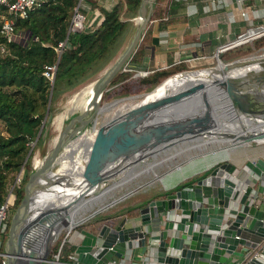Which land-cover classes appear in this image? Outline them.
Masks as SVG:
<instances>
[{
  "label": "water",
  "instance_id": "95a60500",
  "mask_svg": "<svg viewBox=\"0 0 264 264\" xmlns=\"http://www.w3.org/2000/svg\"><path fill=\"white\" fill-rule=\"evenodd\" d=\"M152 2L140 0L133 33L113 62L93 80L88 106L65 122L51 148L28 173L22 196L8 222L0 253L2 264H32L34 229L41 221L51 223V219L67 210V205L57 201L62 194L57 186L68 181L67 176L57 170L59 159L70 147L69 143L84 133L90 134L91 139L83 144L84 159L80 171L83 185L73 201L94 192L98 185L102 187L101 181L103 184L114 183L113 177L127 163H130L131 171L136 162L149 157L153 159L168 152L169 157H174L182 150H192L191 154L197 155L216 146L228 155L219 157L199 173L182 177L168 186L162 185L159 193L163 192V195L149 199L139 207L136 215H122L119 219L116 216L111 223L102 222L97 232L90 234L88 242L75 243L74 264H229L230 255L241 256L243 249L240 248H253L264 236V210L254 203L249 184V177L264 179V158H249L240 166L229 158L234 148L264 141V125L259 123L260 119L264 120V74L259 72L261 68L231 73L230 69L239 68L246 59L237 57L223 61L216 52L213 65L173 73L205 69L212 73L211 77L195 79L148 99L143 96L145 91L132 105L95 123L102 93L136 50L147 26ZM259 63L264 66V58ZM52 80L53 77L51 83ZM210 84L211 91L207 89ZM221 98L226 99L234 111L231 118L228 114L221 117L233 121L234 117L237 120L243 116L250 123L259 124L241 126V132L225 129V122L218 123L216 118L219 116L214 112L220 108ZM88 110H91L89 114ZM51 116L47 105L32 143ZM87 124L91 128L83 130ZM209 137H216L218 142L200 148L201 140ZM30 150L31 147L23 162ZM41 191H46V198L39 205L37 200ZM97 194L94 196H100V191ZM52 196L56 201L50 200ZM79 221L81 219L74 225ZM50 240L45 253L34 264L47 261ZM136 249H140L137 261H126L127 252ZM260 254L264 257V250ZM250 262L264 264L255 257L250 258ZM67 263L71 264V261Z\"/></svg>",
  "mask_w": 264,
  "mask_h": 264
},
{
  "label": "trees",
  "instance_id": "16d2710c",
  "mask_svg": "<svg viewBox=\"0 0 264 264\" xmlns=\"http://www.w3.org/2000/svg\"><path fill=\"white\" fill-rule=\"evenodd\" d=\"M76 1L38 0L37 4L28 9L25 16L8 13L6 7L0 5V25L2 16L9 17L13 20L14 30L12 40H7L0 32V46L4 48L2 51L0 49V198L2 200L8 193L9 177L20 168L29 150L30 142L37 135L47 105L50 111L52 102L60 90L74 86L104 65L128 24L127 21L120 20V12L125 6L128 13L135 14L140 2V0H114L110 5H106L101 0H87L92 7L101 12L102 20L93 28L68 31L69 19ZM157 7L158 5L155 4V8ZM149 31L148 24L128 65L117 76V84L106 91L107 97L112 94L150 89L174 71L185 69V61L181 60L163 68L152 69L153 71L144 75L127 77L128 74L136 71L132 63H137L141 58ZM64 39L65 44L58 51L56 46ZM256 41L259 44L264 43V36L257 38ZM55 63L51 83V78L44 75L43 71L45 65ZM43 133L44 124L34 145L38 143ZM31 151L23 163L19 181L10 191L15 194L12 203H8L11 209L22 196L23 183L30 170L27 161ZM154 197L156 195L152 198ZM148 200L121 207L111 213L94 215L92 220L84 222L78 229L85 228L94 234L102 222L111 223L121 213L128 216L137 214L139 207ZM3 242L4 238L1 241L0 252L3 250ZM74 247L75 244L67 239L59 248L53 247L49 264H68L67 262L72 261L71 254ZM0 264H2L1 255Z\"/></svg>",
  "mask_w": 264,
  "mask_h": 264
},
{
  "label": "rangeland",
  "instance_id": "374dc122",
  "mask_svg": "<svg viewBox=\"0 0 264 264\" xmlns=\"http://www.w3.org/2000/svg\"><path fill=\"white\" fill-rule=\"evenodd\" d=\"M250 1L251 0H245V3L248 4L245 7H246V10L248 12L249 19L251 20L253 14H252V7L250 5ZM262 5H263V1L261 3H259L258 5H256V6L260 7ZM239 7H240V5H239ZM99 16H100V13L97 10L92 9V8L85 12V20H88L90 18L91 19L97 18ZM119 18L122 21H127L128 24H127V27L124 30V34L120 38L119 43L115 45L114 50L109 55V57L106 59L104 65L99 70H97L95 73H93L91 76L83 78L79 83L75 84L74 86H72V87H70L68 89L60 90L58 95L56 96V98L52 102V108L50 110L51 113H52V116H51V118L49 120L46 119L45 122H44V133L42 134L41 139L38 141V143L36 145H34V143H32V142H30V144H29L30 145L29 148L30 147H31V149L33 148L32 151L30 150L31 154H30V156L28 158V161H27L28 165H29V169H30L29 172L35 166L36 161L37 160L39 161L40 159H42L43 155L51 148V146H52L51 144L53 143V139L56 137V135H57V133L59 131V129L55 127V122H54L55 115L58 114L59 112L66 111L67 106H69V103L67 101L71 98V96L74 93L80 91L85 86H87L90 82H93V80L97 76H99L103 72V70L105 68H107L113 62V60L118 56V54L122 51V49L127 44L128 40L130 39V37H131V35L133 33V30H134V28L136 26V22H137L136 19H135L136 18V13L135 14L128 13L127 9L124 6L122 11L120 12ZM93 21H94V19H93ZM257 24H263L264 25V16L259 18L258 21H256V19L251 20L249 26H253V25H257ZM261 36H264V31L259 32V34H255L253 36H250L247 39H241L240 42H238V43H236L234 45L232 44L231 47L228 46L225 49H222V51L219 54V60L221 59L223 61H228V60H231V59H234V58H237V57H245L248 54H253V53L262 51L264 49V43H260L259 44L256 41V39L261 37ZM236 37H237V35L231 36V38H229V40H233ZM203 51L205 52L204 49H203ZM185 57L176 56L174 61L176 62L177 60L183 59ZM216 57L217 56H216L215 52H212L211 55H207V54L205 55V53H204L203 55L192 57L191 61H190V64H188L187 61L184 62L185 63V69H193V68H200V67L213 65L216 62ZM127 65H128V63L126 64V66ZM139 70H143V69H139ZM178 71H180V69ZM178 71L176 70L173 73L178 72ZM120 72H117L114 75V77L111 79V81L106 85L107 90H109L111 87H113V86H115L117 84L116 80L118 79L117 76L119 75ZM171 74H169V75H171ZM132 76H135V74H133V73L128 74L127 77H132ZM150 89H147V90L140 89L138 92H131V93H127L126 92V93H120V94H112L109 97H107V95H105V92L107 90H104L103 93H102L101 99L99 100V105H100L99 109L110 107V106H112L114 104H115L114 105L115 107L113 106V108L111 110L109 109L110 111L107 110V111H103L101 113H97L96 114L97 115V117H96L97 121L95 123L98 124V123L104 121L109 116H111V114L116 109H119L122 105H126V104H129V103L136 102L137 100H139L141 98L143 92L148 91ZM127 96H131V97H127ZM81 111H82L81 109L76 108V109H74L71 112H66V115L63 118V126H64L65 122L71 116H73L75 114H78ZM90 111L91 110H88L87 114H89ZM217 111H220V110L218 109ZM104 112H105V114H104ZM107 114L109 116H107ZM90 128H91L90 124H87L83 130H89ZM263 145H264V141L263 142H254L253 141V142H250L249 144H247L245 146H240V147L234 148L230 152V155L235 154L234 157H236L237 155L238 156L239 155L240 156L244 155L246 158H248V156H253V155L256 154V152H254L253 150H255L259 146H263ZM220 147L222 148V146H220ZM242 149L249 150V151L244 152V153H242V152L240 153L239 151H241ZM189 152L191 153L193 151L191 150ZM189 152L186 151V150H182L175 157H172V159H169L166 162L165 161H159L157 164H155L153 166V170H148V171H144V172L140 171L137 174H135L131 179L125 181L124 183H121L118 186L110 187L112 184L109 183V182H106L105 185H102L103 189H104L105 186H109L110 188H108L107 191L104 192L100 196V199H98V200L96 199L97 201L93 202V206L94 207H97V205H100V203H103L102 208L100 210H98L95 214H90L88 212L93 207L92 206L91 208H89L85 212V213H88L87 216L82 218L81 221H79L75 225L70 226L69 229H68V225L60 224L59 229L56 231V233L54 234L52 239L49 241L48 253H47V261H41V264H49V262H48L50 260L49 256L51 257L53 247L59 248V246L63 242L62 241L63 238H64V240L65 239H67V240L70 239V241H71L75 237L74 234L80 235L78 233V230H79L78 227L81 224H83L84 222H86L88 220H92L95 216L102 215L105 212H110L111 213V212H113V210L118 209L117 208L118 206L125 205V204L126 205H129V204L130 205H134V204L141 203V202H143L145 200H148V199L152 198L155 195L156 196L162 195L163 192L159 193V191L163 187L162 183L156 178V176L154 174L155 173L162 174L165 171H167L168 169H170L171 167H174L175 165L183 164L184 161L186 160L187 154ZM223 155H228V154H227L226 151H219V149L217 148L213 152H210L208 154H204V155L198 157L196 160H194L192 168L190 167L187 170H184L182 172H179V173L177 172V174H175L173 176V178L171 179V182L172 183L177 182L178 179L188 175L189 173H192V172L198 170L199 167L205 166V165L211 163V161H213L215 159H218L219 157H221ZM162 156L164 157V155H162ZM162 156L158 155L157 158L161 159L160 157H162ZM244 156H242V157H244ZM148 160H152V159L149 157L148 159H145L143 161L136 162L134 164L135 170L138 171L140 168H143ZM57 165L55 166V168L57 167ZM22 168H23V165H22ZM22 168H21V170H22ZM157 168H158V170H157ZM144 170H146V169H144ZM20 171L18 169L16 172L12 173V175L9 177L8 190H9V187L13 183L15 185V183H17L19 181L17 177H20L19 176L21 174ZM113 178H114V180L117 181L119 176H114ZM102 188L98 187L97 189L94 190L93 194H97ZM129 189H130V191H129ZM14 197H15L14 192L10 193L9 199H8V203L11 204L12 200L14 199ZM83 197L84 198H88L89 195H84ZM15 207L16 206L12 207V209L9 208V212H8V216L9 217L11 216V214H12V212H13ZM122 214H124V213H121L120 215L122 216ZM125 215H127V214H125ZM8 222H9V218H8ZM71 234H73V236ZM69 235H71V236H69ZM4 236H5V234L1 233L0 234V239L2 240L3 238H5ZM244 249H247V248L244 247ZM55 258H56V256H55ZM240 258H242V257L241 256L237 257V259H240Z\"/></svg>",
  "mask_w": 264,
  "mask_h": 264
},
{
  "label": "crops",
  "instance_id": "0c3cea01",
  "mask_svg": "<svg viewBox=\"0 0 264 264\" xmlns=\"http://www.w3.org/2000/svg\"><path fill=\"white\" fill-rule=\"evenodd\" d=\"M101 1L106 5H110L114 0ZM259 3H261L259 0L250 1L251 7ZM155 4L158 5V9L155 8ZM246 5L248 4L245 3V0H153L147 23L150 31L143 45L141 58L137 63H132V66L135 70H152L172 64L176 56L196 57L204 53L205 55H211L219 45L229 41L231 36L244 32L251 20L256 19L258 21L259 18L253 16L250 20L248 12L247 18L240 14L241 10L247 11ZM156 9L158 12H156ZM247 151L249 150L242 149L239 152L244 153ZM253 151L256 154L248 156V158L244 155H242L244 157L240 155L234 157L235 154L230 155L229 158L238 166L249 158L253 159L259 156L264 158V145ZM216 160L211 161V163ZM211 163L199 167L198 170L186 176L203 171ZM249 184L252 188L254 203L258 205L259 209L264 210V179L249 177ZM124 206L127 205H121L117 208L120 209ZM122 215H125V213ZM117 216L119 219L121 215ZM78 233L80 235L74 234L73 240L70 241L69 239L73 244L88 242L90 234H93L85 228L79 229ZM71 235L73 236V234ZM244 235L249 238L253 237L250 233H244ZM139 255L140 249L132 250L127 252L125 260L137 261ZM237 257L230 255L229 264L235 261Z\"/></svg>",
  "mask_w": 264,
  "mask_h": 264
},
{
  "label": "bare ground",
  "instance_id": "6f19581e",
  "mask_svg": "<svg viewBox=\"0 0 264 264\" xmlns=\"http://www.w3.org/2000/svg\"><path fill=\"white\" fill-rule=\"evenodd\" d=\"M258 30L259 29L250 30L249 33L246 34L245 36H247V35L253 36L255 34H258L257 33ZM242 37H244V36H242ZM216 52H217V56L219 58L220 51L217 50ZM263 58H264V49L260 52L248 54L244 57V59H246V61L244 62V64H242V66H240L239 68H232L229 71L231 73H236V72H238V70L241 72H245L247 70L258 71L261 68V70L259 72L262 71L261 73L264 74V66H262L259 63V61H261ZM259 59H261V60H259ZM210 74H212V73L209 72V70H205V69H199V70H195V71H184V72H180V73H176V74H171L168 77H166L165 79H163L161 82H159L152 91H147L143 96L147 99L152 98V97H155L157 95H160L161 93L165 92L166 90L178 88L181 85H183L187 82L193 81L195 79H200V78L207 79V78L211 77ZM207 84H209V83H207ZM207 89H209V91L213 90L212 85L210 84L209 87H207ZM91 92H92V82H90L87 86L82 88L80 91L74 93L71 96V98L67 101L69 103V106H67L66 111L59 112L58 114L55 115V118H54L55 127L58 128L59 130L63 127V118L66 115V112H71L76 108H79L83 111L89 104L88 100H89V97L91 95ZM127 97H131V96H127ZM220 103H221L220 108H218L220 111L215 110L214 112H215V114H217L219 116L216 118L218 123H220L222 121L225 122L223 125L225 129H227V130H238L239 132H241V131H243V128H241V126L242 127L253 126V125L259 124V123H263L262 125H264V120H262V119H260L259 123L255 122V121L250 123L249 120L244 119L243 116H239V118L237 120L235 119V117H234L233 121L229 120V119L227 120L221 116H226L228 114V116H230V118H231V116L232 117L234 116V111L232 110L230 104L227 102L226 99L221 98ZM132 104L133 103L122 105L119 109H116L111 115L118 113V112H121L126 107H128L129 105H132ZM214 104H216V103H214ZM114 105H112L110 107L102 108V109H99L100 107L98 106L99 110H97V111H98V113H101V112L107 111L109 109L111 110ZM104 114H105V112H104ZM107 116H109V115L107 114ZM96 121H97V119H96ZM54 139H53V141H54ZM90 139H91L90 134H85V133L81 134L79 137H77L76 139H74L73 141H71L69 143L70 147L65 149L66 150L65 154L62 155L59 159V168L57 170L62 171L64 173V176H67L68 181L63 183L62 185L57 186V188L59 190L58 192L62 193L61 196L57 197V201H61V204L67 205V210L58 214L54 219H51L52 220L51 223L41 221L40 224L36 227V229H34V235L32 236V243H31V245H33V249H31L32 256H30V259L33 261L32 264L36 263L41 258V256L45 253V247H46L48 240H50L54 236L56 231L59 229L60 224L68 225V229H69L70 226L74 225V223L77 220L84 218L88 213H92L97 208H100L103 206V203H100V205H97V207H94L93 202H96L98 199H100V196L104 192H106L108 188H110L112 186H118L121 183H124L125 181L131 179L135 174H137L140 171L144 172V171H148V170H153V166L155 165V163H152V162H156L158 160L166 162L167 160L172 159V157H169V155H170L169 152L164 155V156H167L166 158H164L162 156V157H160L162 159H159L155 156L149 162L147 161L146 164L144 165V167L139 169L140 171L135 170L134 167H133V170L129 171L130 170L129 168H131V166H130V163H127L125 168H120L118 170V172L116 174V176H119L118 180L116 181L113 179L114 183H112V185L110 187L105 186L104 189H101L100 190V193H101L100 196H98V197L94 196L95 195V194H93L94 192H91V193L87 194V195H89L88 198L82 197V199H79V200L77 199V200L73 201L72 198H76L77 194H80L81 189H82V185H83L82 183L83 182H82V179L80 176V171H81V167H82V163H83V159H84V151L82 149H83V144L88 143L90 141ZM214 140H216V141H214ZM206 141H208V143H205ZM213 142H218L216 137H209L206 139H202L201 142L199 143V147L203 148V145L205 146V145H208L209 143H213ZM217 148L218 147L216 146L212 149H209L212 151L207 150V151H204L202 153H198L197 155H192L191 153H188L187 158L183 164H178L175 167H171L167 171H165V172L163 171L164 173H162V174H157L154 172L155 176L162 183V185L168 186L169 184L172 183L171 179L173 178V176L175 174H177V172L179 173V172H182L184 170H187L190 167L192 168L194 160H196L198 157H200L204 154H208L210 152L215 151ZM82 152H83V154H82ZM179 152H181V151H179ZM179 152H177L176 154H178ZM176 154L174 155V157L176 156ZM253 159H255V158H253ZM36 162H38V160ZM144 169H146V170H144ZM157 170H158V168H157ZM100 184L105 185V184H103V181H101ZM99 186H101V185H98V187ZM129 191H130V189H129ZM45 198H46V191H41V193L38 195L37 203L40 205L42 202H44ZM54 199L55 198H53V196L50 198V200H54ZM55 201H56V199H55ZM89 208H91L89 210V212L85 213Z\"/></svg>",
  "mask_w": 264,
  "mask_h": 264
},
{
  "label": "built area",
  "instance_id": "2783aa9c",
  "mask_svg": "<svg viewBox=\"0 0 264 264\" xmlns=\"http://www.w3.org/2000/svg\"><path fill=\"white\" fill-rule=\"evenodd\" d=\"M239 1H242V0H239ZM259 1L260 2L263 1L262 6H260V7L256 6V5L252 6V14H253V17H256V18H261L264 16V0H259ZM37 3H38V0H0V5H4L6 7V11L8 13H11V14L17 15V16H25L27 14L28 9ZM91 8L97 10L100 13V16L97 18H93L94 21L91 18H90L91 20L90 19L85 20V12L87 10H90ZM240 14L247 18V11L241 10ZM102 18H103V15L101 14V12L97 8L92 7L90 2H88L87 0H77L75 5L73 6L72 13H71V16L69 19L68 31H80V30H83L85 28H93L102 20ZM253 28L259 29L257 31L258 34H259V32L264 31V25L263 24L248 26L246 28V30L244 32L238 34L235 39L229 40L226 43L219 45L216 48V51L218 50L221 52L222 49H225L228 46L231 47L232 44L234 45V44L240 42L241 39H247L248 37H250V35L242 37V34H244L245 32H247L249 30H252ZM0 32L6 37L7 40H12L14 38L13 37L14 36L13 20L11 18L6 17V16H2L1 25H0ZM65 39L63 41L58 42V44L56 46L58 51H60L61 48L63 47V45L65 44ZM0 49L2 51L4 49L3 46H0ZM216 51H215V54H216ZM191 58L192 57H185V58L179 59L177 61H181V60L185 61V62L187 61V63L190 64ZM54 66H55V64L45 65L44 66L45 70L43 71L44 75H46L49 78H52L53 73H54V69H55ZM125 68H126V66L124 67V69ZM151 71H153V70H149V69L136 70L133 74L144 75V74L151 72ZM17 178L19 180V177H17ZM8 195H9V193H7V195L4 197L3 200L0 198V234L1 233L5 234V232L7 230L8 218H9V216H8V212H9ZM1 241L2 240L0 239V245H1ZM263 250H264V236L258 240L255 247H253V248L247 247V249H243V254L241 255L242 258L236 259L231 264H254V263L250 262V258H252V257L257 258L259 261L264 263V257L261 256V254H260V252ZM71 257H72L71 264L76 263V258H75L74 252H72Z\"/></svg>",
  "mask_w": 264,
  "mask_h": 264
},
{
  "label": "flooded vegetation",
  "instance_id": "af4514ba",
  "mask_svg": "<svg viewBox=\"0 0 264 264\" xmlns=\"http://www.w3.org/2000/svg\"><path fill=\"white\" fill-rule=\"evenodd\" d=\"M10 219V218H9ZM8 227V226H7ZM7 231V230H6Z\"/></svg>",
  "mask_w": 264,
  "mask_h": 264
}]
</instances>
